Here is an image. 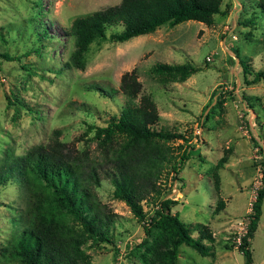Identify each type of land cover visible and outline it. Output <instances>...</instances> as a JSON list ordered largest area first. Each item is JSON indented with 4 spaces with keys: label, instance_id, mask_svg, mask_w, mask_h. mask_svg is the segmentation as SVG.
Listing matches in <instances>:
<instances>
[{
    "label": "rangeland",
    "instance_id": "374dc122",
    "mask_svg": "<svg viewBox=\"0 0 264 264\" xmlns=\"http://www.w3.org/2000/svg\"><path fill=\"white\" fill-rule=\"evenodd\" d=\"M118 1L0 0V52L13 57L0 56V162L53 138L73 153L84 149L98 175L90 187L112 214V240L84 244L88 264H143L136 250L142 246L134 247L144 236L142 225L123 200L112 196V184L97 165L101 148L86 126L103 125L119 111L126 96L101 90L117 87L121 73L133 69L155 103L153 127L187 138L169 141L175 151L180 142L188 149L176 178L168 173L158 179L164 195L177 201L171 211L186 223H205L213 236L212 255L182 243L176 264H243L238 237L264 170V84L247 83L251 75H243L239 60L251 70L264 69V0H221V12L208 25L188 19L124 41H95L82 68L66 65L74 47L71 20ZM118 27L109 26L106 34ZM157 61H189L198 69L183 80L161 82L148 69ZM218 198L223 206L216 210ZM150 199L146 194L140 201L147 212L153 208ZM24 200L16 178L0 189V264H20L3 249L21 224ZM249 248L250 264H264V196Z\"/></svg>",
    "mask_w": 264,
    "mask_h": 264
},
{
    "label": "trees",
    "instance_id": "16d2710c",
    "mask_svg": "<svg viewBox=\"0 0 264 264\" xmlns=\"http://www.w3.org/2000/svg\"><path fill=\"white\" fill-rule=\"evenodd\" d=\"M220 4L221 0H119L76 16L68 27L74 47L65 64L82 68L89 45L95 41H124L153 31L161 24L173 25L188 19L211 24L214 14L221 12ZM260 7L264 15V2ZM117 25L106 34L109 26ZM234 54L237 55L236 50ZM0 56L13 58L5 52H0ZM239 63L243 75H251L247 83L261 80L264 84V69L251 70L244 60ZM148 69L158 81L165 82L183 80L198 68L189 61H157ZM101 91L105 94L121 91L126 96L119 111L110 115L105 124L86 126L93 130L101 148L97 165L112 184V196L123 200L142 225L144 236L134 246L135 249L142 246V250L136 249L141 262L176 264L178 246L182 243L201 255H212L213 236L207 225L182 221L177 211H171L177 201L164 195L158 181L168 173L171 179L176 178L189 156L188 149L180 142L176 146L180 151H175L169 141L187 138L173 129L153 127L158 120L155 103L149 93L142 91L133 69L121 73L117 87ZM85 158L84 149L73 153L56 138L34 144L22 154L4 156L0 162V189L9 179L16 178L25 196L21 224L3 249L10 259L20 264H88L90 255L84 250L85 242L112 240V214L90 187L98 182V175L95 164ZM222 161V157L218 158L215 165H221ZM213 178V189L217 191L219 178L215 170ZM261 182L238 237L243 264L252 260L249 237L261 213L264 170ZM146 194L151 196L150 212L140 203ZM217 200L216 210L223 206L222 200Z\"/></svg>",
    "mask_w": 264,
    "mask_h": 264
}]
</instances>
